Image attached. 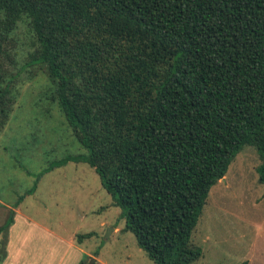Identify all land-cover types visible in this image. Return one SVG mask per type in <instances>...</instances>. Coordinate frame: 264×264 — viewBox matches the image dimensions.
<instances>
[{
	"label": "trees",
	"instance_id": "obj_1",
	"mask_svg": "<svg viewBox=\"0 0 264 264\" xmlns=\"http://www.w3.org/2000/svg\"><path fill=\"white\" fill-rule=\"evenodd\" d=\"M19 22L34 40L26 64L42 68L85 150L51 162L24 195L86 163L154 264L197 261L192 232L244 146L264 187V0H0V62Z\"/></svg>",
	"mask_w": 264,
	"mask_h": 264
},
{
	"label": "rangeland",
	"instance_id": "obj_2",
	"mask_svg": "<svg viewBox=\"0 0 264 264\" xmlns=\"http://www.w3.org/2000/svg\"><path fill=\"white\" fill-rule=\"evenodd\" d=\"M33 43L28 24L19 22L9 43L10 56L0 62V89H9L4 101L10 100L8 123L0 132V200L15 204L23 196L17 226H50L73 239L91 233L83 245L97 251L105 264H154L134 235L123 231L120 208L88 164L69 162L43 174L35 191L24 195L51 162L85 153L52 97L46 74L26 64ZM260 163L255 148L244 146L210 189L190 240L202 255L191 264H264ZM0 252L2 263L7 253L4 248ZM11 256L16 257L12 251ZM83 263L89 264L86 258Z\"/></svg>",
	"mask_w": 264,
	"mask_h": 264
},
{
	"label": "crops",
	"instance_id": "obj_3",
	"mask_svg": "<svg viewBox=\"0 0 264 264\" xmlns=\"http://www.w3.org/2000/svg\"><path fill=\"white\" fill-rule=\"evenodd\" d=\"M0 205L3 207H0V222L7 219L8 212L14 213L13 223L7 233H0V250L3 252L4 248L7 253L6 259L0 264H80L84 258L89 264H105L97 251L84 247L83 241L78 243L76 239L62 237L50 226H17L18 218L23 215L21 203L14 207L13 203L0 200ZM12 246L15 248L11 250ZM11 251L16 257L11 256L10 260Z\"/></svg>",
	"mask_w": 264,
	"mask_h": 264
}]
</instances>
